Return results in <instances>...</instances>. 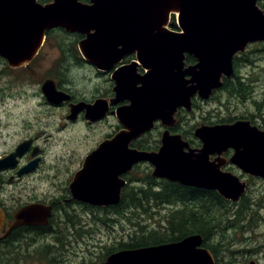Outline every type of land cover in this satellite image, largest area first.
Instances as JSON below:
<instances>
[{
	"label": "water",
	"instance_id": "1",
	"mask_svg": "<svg viewBox=\"0 0 264 264\" xmlns=\"http://www.w3.org/2000/svg\"><path fill=\"white\" fill-rule=\"evenodd\" d=\"M13 1L17 6L0 4V56L9 68H29L46 33L61 28L87 37L78 44L79 51L99 70L110 71L122 59L115 51L118 45L128 48L127 53L136 52L146 70L144 76L137 75L136 65L130 66L135 69L114 72L116 95L131 102L117 113L124 129L100 144L76 173L70 184L76 201L99 208L119 205L127 185L122 176L139 163H151L155 178L215 191L236 204L247 190L239 177L222 172L226 162L221 156L229 149L234 150L230 163L264 179V132L245 121L198 128L195 136L203 144L198 150L169 130L163 133L157 152L131 148L157 121L173 127L178 109L191 112L197 96L208 100L222 88L224 78L234 75V57L250 44L264 43V10L258 5L263 0H90L87 5L82 0H53L44 6L36 0ZM173 15L179 31L169 28ZM188 56L195 59V65L186 64ZM42 93L51 104L70 101L52 79L44 80ZM74 107V116L86 110L88 116L98 118L102 103ZM105 113L103 108L101 116ZM24 152L23 144L0 161V169L14 166V160ZM214 154L217 157L210 162ZM49 209L45 212L43 206L36 205L31 208V218L46 213L45 224ZM27 213L16 217L15 227L24 224ZM4 221L0 207V232ZM203 245L201 235H192L178 242L123 250L103 264H216Z\"/></svg>",
	"mask_w": 264,
	"mask_h": 264
},
{
	"label": "flooded vegetation",
	"instance_id": "2",
	"mask_svg": "<svg viewBox=\"0 0 264 264\" xmlns=\"http://www.w3.org/2000/svg\"><path fill=\"white\" fill-rule=\"evenodd\" d=\"M52 1L53 0H36L38 5L43 6L51 3ZM82 2L86 5L90 4V0H82ZM0 4L8 7L12 5L17 6L16 1L13 0H0ZM18 4L21 5V1ZM171 23H174L173 19L171 20ZM55 33L67 39V43L69 45H73L75 43V45L71 47L70 52H60L59 50H57L58 54L57 58L54 60V68L52 66V68L56 70V74H54V76L52 77L56 80L58 89L68 94L70 96V101H65L57 105L48 103L42 95L43 82L41 80L39 83V95L44 98V102L46 103L45 105H47L48 108H51L53 111H62L64 113L63 116L58 117L61 120V129H66V131L67 129L74 130L80 125H83L84 128L90 130V127L93 129L94 127L100 125L107 130L104 133L103 140L96 146V148H94L83 157V160L81 161L78 169L71 173L67 181H64V188H61L59 190L55 189L56 193L54 194H52L51 192L44 193L43 196H37V193H25L23 197L20 196L22 201L16 203V206L14 204L15 199L10 201L8 200V197L10 195L8 194L9 188L27 187L29 184V179L31 178H33L34 180L36 179L37 181L34 182L39 184L40 186L43 185V182H45L43 177L47 176L48 171L46 169L47 158L50 155L48 152L50 151L51 153V149L46 150L45 148L39 146L36 140L37 138L32 136L29 139H25L20 142L16 146V148L9 151L8 154L0 156V161L4 160L5 158H8L12 154H14L21 145H25V152L23 156L17 157L14 160L16 162L14 166L0 169V207L5 214L4 226L2 231L0 232V246H3L4 250H11V247L15 248V246L19 248L21 247V245L23 247L27 245V248H34L36 245L42 242L39 236L40 234L44 233V236H48L51 232L53 233L56 231L57 226L73 225L74 220L72 219V217L69 215H65L63 212H65V210L69 207L72 209V207H74L76 204H87L76 201L73 198L70 191V184L74 179L76 173L81 170L86 158L93 151L98 149L100 144L112 140L118 133H120L124 129L117 113L120 108H124L131 104L128 99L121 98V96L119 98L116 95V92L114 91L116 84L113 80V74L115 71L122 70L124 68L135 69L134 67H130L133 65H136L137 75L144 76L146 73V70L142 67V64L138 60L137 53H127L128 48H124L122 45H118L115 48V51L116 49L117 51H119L120 58L122 59L110 71L97 69L95 66L88 64L83 59L78 48V44L81 41H84L87 37L85 35L67 33L64 29L61 28L51 30L46 34V40L37 57L44 52L43 48H55V45L53 43V39L55 36H52ZM65 33L67 35L73 36L66 37ZM61 36H58L55 39L61 40ZM70 37H72V39H70ZM258 45H264V43L250 44L248 45L245 52L238 53L234 57V75L231 78H224L222 88L215 90L208 100H202L197 96L193 99V107L191 112H187L185 108L178 109V113L176 114L177 122L173 127L168 128L166 126H163L160 121H157L152 131L145 133L143 136L132 142L131 148L145 152H157L161 147L162 135L167 130H169L173 135H182L184 140L190 143L191 148L195 150L201 149L203 146L202 141L195 136L196 130L203 126L211 128L221 125H233L235 123L245 121L248 122L251 126L256 127L260 131L264 132V94L262 96V94L260 93L261 90L264 89V84H262L260 80H256L254 78V76L260 75V69L257 68V65L254 64L253 61L247 60L248 49L252 46ZM0 58L3 59L1 56ZM192 59L193 62H186L188 66L196 64L195 59ZM35 61L36 58L29 64V68L24 67L23 69H25L24 71L29 76H31L32 79H36V82L38 83L36 70L34 68ZM242 61H245V64H242ZM247 63L253 67L247 69L246 73H243L240 66H244ZM76 75L82 77L83 80L87 81L88 88H86L85 86L83 91L75 92L74 88L70 87L71 83L76 82V78H74L75 80H73L72 78ZM227 79L234 85H237L239 83L242 84L247 89V91L244 94L227 92L226 90H224V81ZM137 87H140V85H138ZM209 101H218L221 104V107L218 110L214 111V114L209 113V116H201L199 118L200 120L195 121L196 124L192 126L193 128H190V126L188 125L189 117L194 116L196 111L198 113V111H200L201 109V105L204 103H209ZM97 102L102 103V109L99 111L98 118H91L87 115L86 110L79 111L75 116L72 113V111L74 110L73 108H75L74 106H77L81 103H85L87 105H95ZM234 104L236 107L232 108ZM222 105H224L225 107H223ZM103 108L104 113H106L104 116H101V114L103 113ZM240 108H242L241 111ZM237 112L239 113L237 114ZM223 113H231L232 115L223 117ZM58 118L55 117V119ZM188 128L189 130H187ZM233 155L234 150L229 149L221 156V158L226 162V164L222 168V172L231 173L239 177L241 181L245 182L247 190L246 194L251 188L252 183L258 182L264 184V179L246 174L242 172L237 166L230 163V159ZM216 157V154L211 155L209 158L210 162H213ZM26 168H29V170L27 172H22ZM153 173L154 166L151 163H139L135 165L132 171H129L122 176V178L127 182V185L123 190V194L127 187H162V185H164L165 183H172L165 179L155 178L153 176ZM174 184L181 185L178 183ZM40 186L35 185V188L38 190ZM208 192L217 193L215 191ZM36 205L43 206L45 212L50 208L49 210L51 214L50 216H47L45 224H43V217H45L44 215L46 213H43V215H41L42 217L40 216L36 219L35 217L31 218L32 213H34L31 208L35 207ZM26 210L30 213H27L24 216V224L15 227V225L17 224L16 217ZM61 263H63L62 259ZM5 264L9 263L5 262Z\"/></svg>",
	"mask_w": 264,
	"mask_h": 264
},
{
	"label": "rangeland",
	"instance_id": "3",
	"mask_svg": "<svg viewBox=\"0 0 264 264\" xmlns=\"http://www.w3.org/2000/svg\"><path fill=\"white\" fill-rule=\"evenodd\" d=\"M262 3H264V0ZM52 36H55L53 43L56 48L59 39L55 38L61 35L55 33ZM61 39H63V37ZM70 39H72V37H70ZM55 48H43L44 52L36 57L34 68L36 70L38 83L36 79L33 78V80L32 77L24 71L25 69H10L6 65V61L0 58V156L8 154V152L16 148L20 142L32 136L37 138L36 140L39 146L46 150L51 149V153L50 151L48 152L50 154L47 158L46 169L48 171L47 176L43 177L45 181L43 185L40 186L34 182L37 181L36 179L34 180L31 178L29 179L27 187L9 188L8 194L10 195L8 200L15 199V206L16 203L22 201L20 196L23 197L25 193H37V196H43L44 193L51 192L54 194L56 193L55 189L59 190L64 188V181H67L71 173L78 169L83 157L96 148L103 140L104 133L107 130L100 125L93 129L90 127V130L84 128L83 125H80L74 130L67 129L66 131V129H61V120L58 117L63 116L64 113L62 111H53L45 105L44 98L39 95V83L40 80L44 81L47 78H52V76L56 74V70L53 69L54 60L57 58L58 54L57 48ZM247 52V60L253 61L254 64L257 65V68L260 69V75L254 76V78L260 80V82L264 84L263 45L252 46ZM242 64H245V61H242ZM240 67L242 68V72L246 73L247 69L253 66L247 63ZM72 78L73 80L76 78V82L71 83L70 86L74 88L75 92L83 91L85 86L88 88L87 81L83 80L82 77L76 75ZM260 93L263 96L264 89H262ZM222 106L225 107L224 105ZM220 107L221 104L218 101H209V103L202 104L200 111H198V113L196 111L194 116L189 117L188 125L192 127L196 124V120H200L199 118L201 116H209V113L214 114V111L218 110ZM235 107L234 104L232 108ZM241 110L242 108H240V111ZM238 113L239 112H237V114ZM227 115L232 114L223 113V117ZM55 117L58 119H55ZM35 185L41 188L39 187L40 189L38 188L37 190ZM245 198V201H247L246 204L249 206L248 214L250 219L244 222V224H251L252 227L245 231L240 228L238 230L229 229L227 234H225V239L227 240L221 236L227 244L228 241L229 244L231 243V250L234 251V253L230 254L231 259L223 253L220 260L223 263L232 260L235 264H264V184L258 182L252 183ZM239 203L234 204L226 202L224 205L225 207L222 209L225 212L227 211V215H233L239 209ZM158 210H161L160 216L158 215ZM172 210H174V207L167 206L155 209L151 216L141 215L142 223L145 224L148 229L157 228L159 226L162 227L165 224V217ZM140 213L142 214V212ZM85 215L86 214H84V216ZM90 218L91 214H89V217L85 218L87 219V223L90 222ZM118 218H111L120 221V223L115 225V230H113V234L111 233L110 237L116 235V237L118 236L117 239L120 240L122 236L125 237V234L134 233V231L128 221L124 223L122 219ZM113 225L114 224H112V226ZM108 235L109 232L106 228H101L98 232L95 231V234L92 236L84 238V242L80 240L79 243L73 245L75 240L72 238V244H66L61 251L59 250V246L56 251L61 253L63 257L66 256L68 257L67 259H69L67 260L64 257V259H62L63 263L61 264H69V262L70 264H78L79 257L87 253V245H85V242L102 241L104 244H111L109 243L111 240H108ZM213 237L216 238V234ZM217 237L219 240L220 234ZM215 238L210 240L211 244L214 241L218 243V240H215ZM46 240L47 243H53L54 236L52 235L46 238L43 243H46ZM41 243L42 242L38 245ZM33 249L35 248L23 247L21 249L4 250L3 259H6L5 262L9 264H13L15 259L18 260L19 264H44L32 258L31 254L27 256L28 253H32ZM14 251L24 254L25 257L16 258ZM75 257H77V259Z\"/></svg>",
	"mask_w": 264,
	"mask_h": 264
},
{
	"label": "trees",
	"instance_id": "4",
	"mask_svg": "<svg viewBox=\"0 0 264 264\" xmlns=\"http://www.w3.org/2000/svg\"><path fill=\"white\" fill-rule=\"evenodd\" d=\"M260 7L264 10V3L261 2ZM175 28L177 29V27ZM69 36L70 35L66 34V37ZM74 45L75 43L69 45L67 39L63 37V39L57 42L56 48H58L60 52H70L71 47ZM186 62L191 63L193 59L188 57ZM224 90L229 93L234 92L241 94L247 91L242 84L239 83L234 85L231 81H228V79L224 81ZM187 130H189V128ZM245 200L246 198L244 197L238 204L239 209L233 215H227V211L225 212L222 209L225 207L226 201L214 192L187 188L174 183H165L162 187H127L122 195L121 203L117 206L97 208L79 203L72 207V209L70 207L66 209L63 213L72 217L74 220L73 225L57 226L56 231L53 233L49 232L50 234L48 236H44V233L40 234L39 236L42 243L36 245L32 253L26 255L30 256L31 254L32 258L44 264H61V259H64V257L67 259L68 257H63L61 253L56 251L59 246V250L61 251L66 244L72 242V238L75 240L73 243V245H75L79 243L80 240L83 241L87 236L95 234V231L98 232L101 228H106L109 232L108 240H111L109 242L111 244H104L102 241L85 242V245H87V253L79 257L78 264H102L112 254L123 250L178 242L192 235H201L204 238V247L212 252L216 264H235L232 260L223 263L220 258L224 253L231 259L230 254L234 253V251L231 250V243L229 244V241L228 244L225 242V240H227L225 239V234H227L229 229L238 230L240 228L245 231L252 227L251 224H244V222L250 219L248 214L249 206L246 204L247 201ZM167 206L174 207V210L170 211L165 217L164 220L166 225L164 224L162 227L159 226L157 228L148 229L146 225L142 223L141 215L151 216L155 209ZM160 211L161 210H158L159 216L161 215ZM140 212H142V214ZM84 214L86 215L84 216ZM89 214H91V218L90 222L87 223V219L85 218L89 217ZM112 217H120L118 219H122L124 223L128 221L134 233L125 234V237L122 236L120 240L117 239L118 236L116 237V235L110 237L111 233L113 234V230H115V225L120 223V221L116 219H111ZM112 224L114 225L112 226ZM215 234L216 238L213 237ZM219 234L220 238L218 240L217 236H219ZM52 235L54 236L53 243H47L48 239L46 243H43L46 238ZM221 236H223L225 240L222 239ZM212 238L218 240V243L214 241L211 244L210 240ZM25 247H27V245ZM11 248V250L21 249L23 246ZM3 251V246H0V264H5L6 260L3 259ZM15 255L16 258L25 257V255L20 254V252H15ZM75 258L77 259V257ZM13 264H19L18 260L15 259Z\"/></svg>",
	"mask_w": 264,
	"mask_h": 264
}]
</instances>
